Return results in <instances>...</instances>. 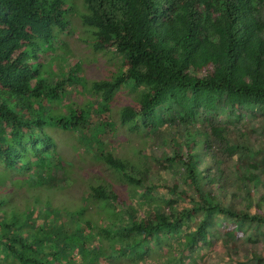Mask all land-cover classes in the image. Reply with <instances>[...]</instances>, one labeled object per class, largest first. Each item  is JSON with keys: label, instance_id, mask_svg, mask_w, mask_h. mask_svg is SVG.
Returning a JSON list of instances; mask_svg holds the SVG:
<instances>
[{"label": "trees", "instance_id": "obj_1", "mask_svg": "<svg viewBox=\"0 0 264 264\" xmlns=\"http://www.w3.org/2000/svg\"><path fill=\"white\" fill-rule=\"evenodd\" d=\"M78 2L83 34L124 65L91 80L82 103L65 96L82 93L86 79L56 36L71 28L64 1L0 0V264H75L76 253L100 262L108 255L93 243L94 220L125 235L109 255L143 250L163 232L178 239L183 228L176 264L199 262L217 216L240 232L211 238L224 264H264V0ZM123 87L139 97L120 118L134 114L150 135L139 156L122 159L135 193L91 184L94 197L115 205L106 216L86 201L73 210L43 204L50 195L42 200L37 188L54 191L70 172L50 130L75 132L102 157L115 130L110 102ZM256 113L263 123L254 127Z\"/></svg>", "mask_w": 264, "mask_h": 264}, {"label": "rangeland", "instance_id": "obj_2", "mask_svg": "<svg viewBox=\"0 0 264 264\" xmlns=\"http://www.w3.org/2000/svg\"><path fill=\"white\" fill-rule=\"evenodd\" d=\"M63 1L68 8L67 15L71 28L69 30L56 29V36L66 44L67 54L65 59H68L69 62L78 59L81 63L80 74L86 79L81 88L82 93L72 95L71 98L69 94L65 96L68 99H77L79 103L90 102V97L93 96V92L90 89V81L109 77L114 71L122 69L124 65L121 60L115 58L109 44L93 47V43L96 42L93 34L91 32L83 34L80 19L72 10L74 8L77 9L79 0ZM41 60L44 62L45 59ZM45 72V66H42V73ZM138 97L137 91L134 92L128 87H123L112 98L110 102V119L115 124L114 136L106 141L102 157L100 156V158L93 156L92 151L86 148L75 132L58 127L50 130L51 135L55 139L58 152L70 166V172L62 187L54 191H48L45 187L37 188V191L43 196L42 200L50 195V202L45 200L43 204L53 203L57 207L65 205L69 210H73L80 204H83V201H86V209L91 210L95 216L97 214L99 216H106L109 210H112L113 207L115 208V205L113 202H106L94 197L89 191L91 184H99L107 180V182L111 181L127 186L130 192L135 193L132 185H125L126 180L120 173L124 167L122 159L138 155L134 154L135 150L141 151L150 135L144 129L134 124V114L130 118L122 120L120 118V108L126 104L135 106L134 101ZM250 123L254 127L260 126L263 123V117H261L260 113H256L255 118L250 120ZM40 144H43L41 149L45 151L51 150V146L46 143L42 142ZM19 202L22 203L21 201ZM161 213L162 210L154 213L151 210L150 216H161ZM148 216L146 213L145 218H149ZM194 219L192 220L193 222L195 221ZM94 221L95 224L90 229V232L95 235L93 243L101 246L102 251L108 256L102 258L100 262L94 261L92 264H176L178 243L180 239L185 237L186 232L183 228H179L178 239L172 238L169 232H163L159 234L158 238L154 236L147 238L146 246L143 250L134 249L125 255H109L112 247L115 245L117 247L120 241L125 239V235L114 231L107 233L103 229L106 221ZM213 228L211 230L212 237H205L199 245L197 255L198 257L202 256V261L197 262L196 260L195 262H191V260H188L185 261L186 264H211V260H217L219 264L225 263L221 258L224 254L221 253L222 249L215 242L211 241V238L228 233L237 235L240 232L235 231L233 223L228 221V218L224 216L216 217ZM261 233L264 235L263 231ZM74 256L76 260L75 264H85L80 255L76 253Z\"/></svg>", "mask_w": 264, "mask_h": 264}]
</instances>
